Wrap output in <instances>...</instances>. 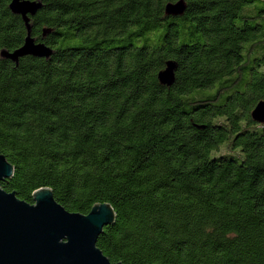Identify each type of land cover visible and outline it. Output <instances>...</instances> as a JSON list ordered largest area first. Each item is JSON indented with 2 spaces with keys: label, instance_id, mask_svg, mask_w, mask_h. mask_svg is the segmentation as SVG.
Wrapping results in <instances>:
<instances>
[{
  "label": "trees",
  "instance_id": "1",
  "mask_svg": "<svg viewBox=\"0 0 264 264\" xmlns=\"http://www.w3.org/2000/svg\"><path fill=\"white\" fill-rule=\"evenodd\" d=\"M0 0V187L108 205L112 264H264V0ZM167 62L174 82L158 80Z\"/></svg>",
  "mask_w": 264,
  "mask_h": 264
},
{
  "label": "water",
  "instance_id": "2",
  "mask_svg": "<svg viewBox=\"0 0 264 264\" xmlns=\"http://www.w3.org/2000/svg\"><path fill=\"white\" fill-rule=\"evenodd\" d=\"M40 5L25 0H11L9 10L22 18L27 29L23 46L1 56L17 64L20 58L34 56L49 58L52 51L43 44H35L30 36L28 16H34ZM184 11L182 0L168 5V15ZM158 80L162 85L174 82L176 66L167 62ZM254 122L264 123V100L253 111ZM13 168L0 156V183L12 176ZM114 223L110 206L100 205L82 216L67 212L56 203L49 190L34 194L33 204L20 201L14 193L0 187V264H112L96 248L104 227Z\"/></svg>",
  "mask_w": 264,
  "mask_h": 264
}]
</instances>
